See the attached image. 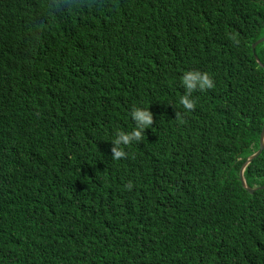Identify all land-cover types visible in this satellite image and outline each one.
Here are the masks:
<instances>
[{
	"label": "trees",
	"instance_id": "1",
	"mask_svg": "<svg viewBox=\"0 0 264 264\" xmlns=\"http://www.w3.org/2000/svg\"><path fill=\"white\" fill-rule=\"evenodd\" d=\"M262 0H0V73L38 141L0 137V264H264ZM262 38V37H261ZM213 87L179 103L183 72ZM148 108L146 136L110 149ZM130 185V187H129Z\"/></svg>",
	"mask_w": 264,
	"mask_h": 264
},
{
	"label": "clouds",
	"instance_id": "2",
	"mask_svg": "<svg viewBox=\"0 0 264 264\" xmlns=\"http://www.w3.org/2000/svg\"><path fill=\"white\" fill-rule=\"evenodd\" d=\"M179 83L184 89L179 103L185 111L194 108L193 93L195 91L203 92L213 87V80L209 74L199 70L183 72ZM33 93L32 85L22 77L3 76L0 73V137L7 133L8 128L12 129V141L4 148L13 153H22L24 149L29 150L38 141V131L33 124V118L37 115L30 104ZM130 118L135 127L129 132L116 133L112 141L113 147L110 149L113 159L125 157L126 153L121 146H128L141 140V137L148 134L150 125L153 123V115L148 108L134 106L130 111Z\"/></svg>",
	"mask_w": 264,
	"mask_h": 264
},
{
	"label": "water",
	"instance_id": "3",
	"mask_svg": "<svg viewBox=\"0 0 264 264\" xmlns=\"http://www.w3.org/2000/svg\"><path fill=\"white\" fill-rule=\"evenodd\" d=\"M263 42H264V38L258 40V41L252 46L254 54H255V49H256V47H257L258 45H260L261 43H263ZM255 56H256V59H257V62L259 63V65L263 66V64H262V62H261V60H260V58H259L256 54H255ZM263 150H264V129H263L262 134H261V139H260V149H259V151H258L256 154L252 155V156L247 160V162L244 164V166L242 167L241 172H240V180L242 181V185L244 186V188H246V189H247L248 191H250L251 193H254V192L256 191V189H252V188H250V187L248 186L247 181H246V178H245V176H244V173H245V171H246V168H247V167L253 162L254 159H256V158H257V157L263 152ZM260 189H264V186H262Z\"/></svg>",
	"mask_w": 264,
	"mask_h": 264
},
{
	"label": "rangeland",
	"instance_id": "4",
	"mask_svg": "<svg viewBox=\"0 0 264 264\" xmlns=\"http://www.w3.org/2000/svg\"><path fill=\"white\" fill-rule=\"evenodd\" d=\"M262 1H263V3H264V0H262ZM261 37H262V38H261ZM261 37H260V39H263V38H264V35H261ZM260 39H259V40H260Z\"/></svg>",
	"mask_w": 264,
	"mask_h": 264
}]
</instances>
